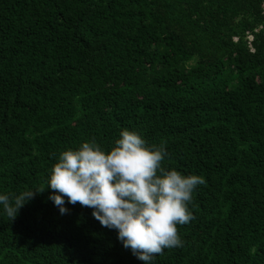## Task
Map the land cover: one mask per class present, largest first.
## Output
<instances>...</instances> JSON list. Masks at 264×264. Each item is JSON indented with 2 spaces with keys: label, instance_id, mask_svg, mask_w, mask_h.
I'll use <instances>...</instances> for the list:
<instances>
[{
  "label": "trees",
  "instance_id": "16d2710c",
  "mask_svg": "<svg viewBox=\"0 0 264 264\" xmlns=\"http://www.w3.org/2000/svg\"><path fill=\"white\" fill-rule=\"evenodd\" d=\"M263 1L0 0V194L45 186L14 220L0 205V264H144L46 185L123 129L205 180L151 264H264Z\"/></svg>",
  "mask_w": 264,
  "mask_h": 264
},
{
  "label": "clouds",
  "instance_id": "9594fccd",
  "mask_svg": "<svg viewBox=\"0 0 264 264\" xmlns=\"http://www.w3.org/2000/svg\"><path fill=\"white\" fill-rule=\"evenodd\" d=\"M166 145L148 146L135 131L121 130L119 138L105 151L95 140L83 142L76 150L60 153L46 185L49 199L66 214L64 206L79 203L91 208L101 226L117 231L125 249L144 264L164 249L182 246L178 225L194 217L188 205L202 176L183 175L166 169ZM27 190L19 195L0 194V205L14 220L26 202L42 193Z\"/></svg>",
  "mask_w": 264,
  "mask_h": 264
},
{
  "label": "built area",
  "instance_id": "2783aa9c",
  "mask_svg": "<svg viewBox=\"0 0 264 264\" xmlns=\"http://www.w3.org/2000/svg\"><path fill=\"white\" fill-rule=\"evenodd\" d=\"M262 9H263V14H264V1L262 3ZM247 39H248V47H249L250 51H253V49L251 47V44H250V42L252 41L253 37L251 35H248ZM234 40H236V38H234Z\"/></svg>",
  "mask_w": 264,
  "mask_h": 264
}]
</instances>
